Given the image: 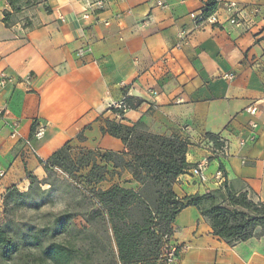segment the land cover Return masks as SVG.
Instances as JSON below:
<instances>
[{
  "label": "crops",
  "instance_id": "1",
  "mask_svg": "<svg viewBox=\"0 0 264 264\" xmlns=\"http://www.w3.org/2000/svg\"><path fill=\"white\" fill-rule=\"evenodd\" d=\"M206 3L37 0L28 26H5L0 14V78L12 79L0 86V213L6 193L27 192L28 175L42 181L40 161L66 144L123 153L101 129L113 119L109 104L124 97L135 108L120 124L187 141L190 169L172 186L179 199L226 183L264 204V0H219L214 23L197 19ZM226 3L236 4L239 23ZM251 124L255 140L240 146ZM207 134L228 143L226 158L213 156ZM204 159L201 183L190 170ZM127 179L120 186L137 192ZM171 228L167 245L178 255L170 264H264L263 236L229 246L195 207Z\"/></svg>",
  "mask_w": 264,
  "mask_h": 264
},
{
  "label": "trees",
  "instance_id": "2",
  "mask_svg": "<svg viewBox=\"0 0 264 264\" xmlns=\"http://www.w3.org/2000/svg\"><path fill=\"white\" fill-rule=\"evenodd\" d=\"M219 0H207L203 11V18L212 16L218 7ZM126 100L134 104L126 98ZM141 125L128 127L114 121H106L101 129L113 138L119 139L125 149L124 153L106 152L95 154L92 151L81 154L76 160L70 155L69 144L57 150L45 162L40 161L47 176L55 170H61L71 175L82 168H90L89 178L93 179L95 171L100 167L96 158L102 162L115 163L113 157H120L122 166L128 170L133 179L141 185L140 192L113 186L105 191H99L100 204L107 207V217L110 220L115 244L117 247V261L113 264H167L163 257L162 248L164 236L172 234L171 224L176 215L185 207H195L200 215L204 217L215 236L222 239L229 246L247 241L253 237H264V204L254 201L248 192H234L226 183L216 190L207 191L203 195L195 194L179 199L173 192L172 186L177 178L190 169L186 162V151L188 143L176 136L162 137L148 133L139 132ZM215 147L220 144L216 137L207 134ZM131 156L130 161H125L123 155ZM30 186L27 192H19L16 188L10 189L3 199V213L10 203L15 207L20 199L31 196L35 189L43 192L41 188L48 184L39 181L32 175H28ZM103 180V175L95 178L96 182ZM151 193L156 197V206L153 209L145 194ZM137 203L138 208L143 206L140 219L132 221L128 216L129 211ZM71 216L66 214L58 219V223L69 221ZM118 219L121 224L113 223ZM155 222H159L155 229ZM11 222L3 227L0 225V257L5 264H14L18 256V248L12 249L13 237L9 233ZM64 228V224L60 225ZM24 241L29 242L32 236H23ZM37 255L30 252L19 256L18 261L23 264H70L74 259L73 250L68 245L56 241L42 246L37 245ZM18 251V252H17ZM16 255V256H15ZM178 251L174 256L177 258Z\"/></svg>",
  "mask_w": 264,
  "mask_h": 264
},
{
  "label": "rangeland",
  "instance_id": "3",
  "mask_svg": "<svg viewBox=\"0 0 264 264\" xmlns=\"http://www.w3.org/2000/svg\"><path fill=\"white\" fill-rule=\"evenodd\" d=\"M36 1L0 0L1 21L5 26L30 25L29 19L33 18L31 9ZM139 132L145 133L142 128L139 129ZM78 139L81 141L82 137ZM88 151L95 154L106 153L78 146L70 147V155L75 160ZM123 157L125 161L132 159L126 153ZM113 159L119 167L116 168L115 164L102 162L96 158L97 164L104 168V172L95 171L93 179L89 178V167L82 168L71 175L57 169L43 179L48 183L41 188L43 192L34 189L29 198L17 201L20 206L15 207L10 203L5 209V214L3 211L0 213L1 227L7 222H11L9 233L13 237V247L9 251L12 252L14 247L19 251H17L18 256L14 257L16 258L14 264H23L18 261V258L28 252L37 255L38 249L35 244L40 243L42 246H46L52 241L64 243L73 250L74 259L70 264H113L117 261L118 252L115 237L107 217L108 205L100 204L99 191L129 182L127 174L131 176L132 180L134 179L128 170L121 167L120 157H113ZM99 175H103V180L96 182L95 178ZM138 185L140 192L141 185L139 183ZM149 190L150 193L145 196L154 209L156 197L151 193L154 189L149 188ZM248 195L252 198L250 192ZM137 206L140 205L136 203L128 213L132 221H138L141 216L140 212H143V206L139 208ZM66 214L71 216L70 220H62L59 224L57 220ZM113 223L121 224L118 219H114ZM62 224H64V228L60 226ZM154 224L156 225L155 229H158L159 222ZM24 235L32 236L33 239L26 242L23 239ZM1 261L0 257V264H5Z\"/></svg>",
  "mask_w": 264,
  "mask_h": 264
},
{
  "label": "built area",
  "instance_id": "4",
  "mask_svg": "<svg viewBox=\"0 0 264 264\" xmlns=\"http://www.w3.org/2000/svg\"><path fill=\"white\" fill-rule=\"evenodd\" d=\"M101 5V4H99ZM157 5L159 6H163V4L159 1H157ZM226 9L229 12V20L232 23H239L240 20L238 18L237 15V9H236V4L235 3H226ZM102 6H100L101 8ZM199 21H203V16H200L197 18ZM208 20H210L212 23L216 22V18L214 16V14L210 17L207 18ZM84 52H79V56H83ZM228 77H231V75H229ZM12 82L11 78H6V77H2L0 78V86H4L6 83ZM133 110V105L130 104L127 100L126 97L122 98L119 101L116 102H112L111 104H109L108 106V112L111 113L112 117H113V121L119 123L120 121L123 120L124 115L126 113H128L129 111ZM250 114H255L256 113V108L254 106L248 108L247 110ZM256 128V124H251L249 126V135L246 138H243L239 141V145L240 146H244L247 143L253 142L255 140V135H254V130ZM42 128L39 129V131L37 132V135H39L42 132ZM13 137H15V133L12 134ZM218 143L220 144L219 147H215L213 142H208L207 146L209 147L211 153L213 154V156L215 158H226L229 154V145L227 142L222 141V140H218ZM23 147L25 148V150L27 152H33V147L31 145L30 140H24L23 141ZM208 162L207 159L202 160L201 162H199V164L192 168L190 170L192 176H194L195 178H197L201 183H204L205 181V176H204V171L205 168L207 166ZM3 174L0 173V177H2ZM222 177V172L218 171L216 174V179H221ZM169 237L164 236L163 240H164V245L162 248V252H163V257L166 259L167 264L172 263L176 258L174 256L175 252L178 251V249L176 247H171L167 245Z\"/></svg>",
  "mask_w": 264,
  "mask_h": 264
}]
</instances>
